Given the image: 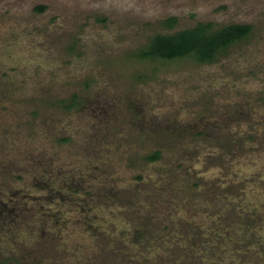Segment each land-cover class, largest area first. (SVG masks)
Returning a JSON list of instances; mask_svg holds the SVG:
<instances>
[{"label":"rangeland","instance_id":"374dc122","mask_svg":"<svg viewBox=\"0 0 264 264\" xmlns=\"http://www.w3.org/2000/svg\"><path fill=\"white\" fill-rule=\"evenodd\" d=\"M200 22L253 31L215 63L136 56ZM5 259L264 264V0H0Z\"/></svg>","mask_w":264,"mask_h":264},{"label":"trees","instance_id":"16d2710c","mask_svg":"<svg viewBox=\"0 0 264 264\" xmlns=\"http://www.w3.org/2000/svg\"><path fill=\"white\" fill-rule=\"evenodd\" d=\"M43 9V8H42ZM177 17L166 20L170 29L177 24ZM253 26L243 23L216 25L212 22H200L197 26L181 29L173 33H158L152 36L145 48L136 56L142 59L175 60L191 57L202 64L215 63L229 47L251 35ZM76 96L66 108L78 106ZM162 151L156 150L146 156L150 162L162 159ZM0 264H12L9 259L0 260Z\"/></svg>","mask_w":264,"mask_h":264}]
</instances>
